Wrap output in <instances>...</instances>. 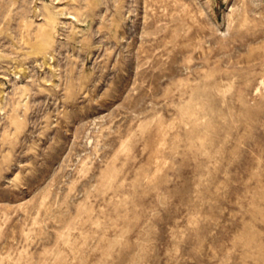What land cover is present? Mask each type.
<instances>
[{
  "label": "rangeland",
  "instance_id": "rangeland-1",
  "mask_svg": "<svg viewBox=\"0 0 264 264\" xmlns=\"http://www.w3.org/2000/svg\"><path fill=\"white\" fill-rule=\"evenodd\" d=\"M0 264H264V0H0Z\"/></svg>",
  "mask_w": 264,
  "mask_h": 264
}]
</instances>
